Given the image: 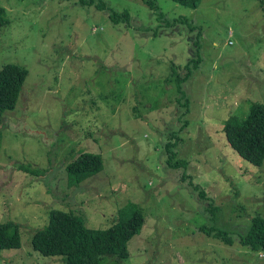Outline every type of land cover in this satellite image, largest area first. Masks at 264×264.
Instances as JSON below:
<instances>
[{"label":"rangeland","instance_id":"1","mask_svg":"<svg viewBox=\"0 0 264 264\" xmlns=\"http://www.w3.org/2000/svg\"><path fill=\"white\" fill-rule=\"evenodd\" d=\"M83 1L0 0L10 20L0 70L29 69L17 109L0 115V223L22 237L0 248V264H65L32 244L51 211L96 229L145 215L129 257L99 264H264V250L241 242L264 217V165L224 135L231 116L264 104V0H152L157 12L144 0H102L104 10ZM125 12L128 22L112 20ZM196 42L201 60L188 65ZM172 65L190 73L182 92ZM81 152L103 169L79 184L67 166Z\"/></svg>","mask_w":264,"mask_h":264},{"label":"trees","instance_id":"2","mask_svg":"<svg viewBox=\"0 0 264 264\" xmlns=\"http://www.w3.org/2000/svg\"><path fill=\"white\" fill-rule=\"evenodd\" d=\"M154 12L157 7L154 1L144 0ZM184 8L197 9L203 0H171ZM84 5L95 6L99 10L106 9L102 0L95 4L94 0L83 1ZM162 15L159 14L160 18ZM112 20L118 24L120 21H129L128 13L111 15ZM10 20L7 11L0 7V28L7 26ZM197 43L196 59H191L188 65H197L201 60L200 42ZM172 73L178 74L177 67L172 65ZM190 73L184 77L177 75L179 91H183L182 83ZM29 75L26 66L8 63L0 70V115L17 109L21 93ZM224 135L228 144L245 161L257 166L264 165V104L254 103L245 120L231 116L224 125ZM172 143L166 145L170 153L169 162L175 160V152L171 151ZM171 164V163H170ZM184 160L174 161L172 166H186ZM103 169L100 155L81 152L80 155L67 166L71 182L76 180L82 183ZM205 198L206 193H201ZM216 210H211L215 214ZM146 217L136 211L131 217L119 218L106 228H90L82 215L73 212L51 211L49 222L43 228L36 230L32 244L34 249L45 256L62 255L65 264H99L103 256L115 255L118 259L129 257L128 244L139 234ZM228 233L220 230L218 235L227 238ZM228 239V242H231ZM241 242L253 250H264V217L257 215L252 218L247 233L241 237ZM22 246V237L18 227L10 222L0 223V248L11 249Z\"/></svg>","mask_w":264,"mask_h":264}]
</instances>
